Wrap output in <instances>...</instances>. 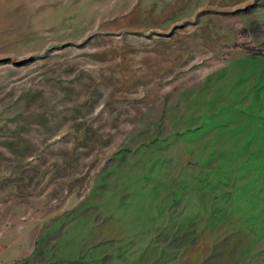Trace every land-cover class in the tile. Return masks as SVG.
<instances>
[{"label": "rangeland", "instance_id": "obj_1", "mask_svg": "<svg viewBox=\"0 0 264 264\" xmlns=\"http://www.w3.org/2000/svg\"><path fill=\"white\" fill-rule=\"evenodd\" d=\"M0 264H264V0H0Z\"/></svg>", "mask_w": 264, "mask_h": 264}]
</instances>
